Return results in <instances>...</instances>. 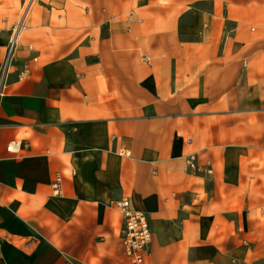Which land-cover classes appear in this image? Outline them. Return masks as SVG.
I'll list each match as a JSON object with an SVG mask.
<instances>
[{"label":"crops","instance_id":"0c3cea01","mask_svg":"<svg viewBox=\"0 0 264 264\" xmlns=\"http://www.w3.org/2000/svg\"><path fill=\"white\" fill-rule=\"evenodd\" d=\"M28 1L0 50V264H134L122 198L150 217L146 264H264V0L0 15L17 29Z\"/></svg>","mask_w":264,"mask_h":264},{"label":"built area","instance_id":"2783aa9c","mask_svg":"<svg viewBox=\"0 0 264 264\" xmlns=\"http://www.w3.org/2000/svg\"><path fill=\"white\" fill-rule=\"evenodd\" d=\"M22 26H24V21L19 23L17 31H19ZM14 44L15 39L11 41L5 58V64L13 55ZM9 149H13V144L9 145ZM120 154L130 155L131 153L125 148H121ZM196 158L195 154L189 156L183 168L185 172L198 173L200 167L197 164ZM63 181V174L56 173L53 181V189L56 195L63 194ZM117 204L123 214L125 222L123 233L125 252L134 264H146L151 255V245L153 241L150 217L146 212L134 209L129 198H122Z\"/></svg>","mask_w":264,"mask_h":264},{"label":"rangeland","instance_id":"374dc122","mask_svg":"<svg viewBox=\"0 0 264 264\" xmlns=\"http://www.w3.org/2000/svg\"><path fill=\"white\" fill-rule=\"evenodd\" d=\"M2 1L10 3V0H2ZM7 7H8V4H7ZM28 7H29V1H28V4H26L25 7H23L20 11L21 15H19V18H18L20 22H23L25 20L23 18H24V15L26 14V10ZM11 17L12 15H0V50L7 49L8 51L11 45V41L15 36V33H17L16 25L15 27H12L11 22L9 20Z\"/></svg>","mask_w":264,"mask_h":264},{"label":"bare ground","instance_id":"6f19581e","mask_svg":"<svg viewBox=\"0 0 264 264\" xmlns=\"http://www.w3.org/2000/svg\"><path fill=\"white\" fill-rule=\"evenodd\" d=\"M28 8H27V10H28ZM27 10H26V12H27ZM25 17H26V15H24V18L23 19H25ZM22 29H23V26L21 27V29L19 31H17L16 35L14 36L13 39H15V41H17L21 37ZM13 39H12V41H13Z\"/></svg>","mask_w":264,"mask_h":264}]
</instances>
